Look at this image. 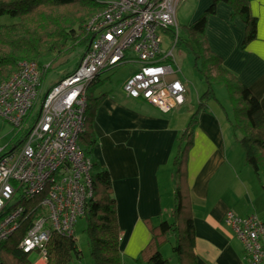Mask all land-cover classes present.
<instances>
[{
    "label": "built area",
    "instance_id": "obj_1",
    "mask_svg": "<svg viewBox=\"0 0 264 264\" xmlns=\"http://www.w3.org/2000/svg\"><path fill=\"white\" fill-rule=\"evenodd\" d=\"M95 1L104 8L89 23L93 34L89 49L43 100L42 73L36 63H23L0 86V117L18 128V134L24 132L20 147H0V245L31 217L19 246L26 253L38 251L44 264L51 236L75 237L77 221L94 198L92 162L79 145L88 87L101 73L135 62L139 69L124 85L129 97L164 113L187 101V86L174 68L177 7L184 0ZM174 28L167 49L165 36ZM39 103V114L29 124L26 119ZM227 222L242 241L248 264H264L263 222L256 215L242 218L232 212Z\"/></svg>",
    "mask_w": 264,
    "mask_h": 264
},
{
    "label": "crops",
    "instance_id": "obj_2",
    "mask_svg": "<svg viewBox=\"0 0 264 264\" xmlns=\"http://www.w3.org/2000/svg\"><path fill=\"white\" fill-rule=\"evenodd\" d=\"M210 4L212 0H199L197 11ZM251 10L258 20L256 40L243 46L244 24L221 3L207 18L206 43L264 110V0H251ZM138 69L137 64L134 72ZM217 99L198 115L187 160L197 264H248L227 215H256L264 224V188L236 140L229 96L228 105ZM188 104L187 95L183 106L164 113L123 90L108 95L97 110L94 156L112 177L124 264H138L152 238L151 228L172 220L177 186L174 159L185 146L180 138L196 111Z\"/></svg>",
    "mask_w": 264,
    "mask_h": 264
},
{
    "label": "trees",
    "instance_id": "obj_3",
    "mask_svg": "<svg viewBox=\"0 0 264 264\" xmlns=\"http://www.w3.org/2000/svg\"><path fill=\"white\" fill-rule=\"evenodd\" d=\"M221 3L228 5L232 16L244 24V47L258 37V20L252 13L251 0H212L204 15L193 24L185 26V34L178 36L177 45L182 44L185 47L183 51L194 57L195 67L205 78L207 89L199 97V105L180 138L181 145L185 146L174 159L177 186L172 220H162L158 226L151 228L152 238L138 256V264H172L171 258H166L163 254V248L168 243L177 264H197L195 226L187 187V160L193 145L198 115L207 108L210 101H218L213 82L224 85L228 91L233 108L231 125L236 140L245 151L247 165L253 169L264 188V110L252 91L224 66L222 58L212 53L206 43L207 18L216 13V8ZM103 8L95 0H0V17L10 16L17 19L15 23L0 26V86L18 72L23 63H36L39 66L44 85L54 63L71 55L77 48L88 50L93 37L88 28L89 23ZM168 33L173 39L174 30L171 29ZM47 59H51L50 66L44 63ZM96 82L87 90L85 125L79 140L82 151L90 158L93 166L94 198L89 201L84 216L87 222L84 233L94 264H124L120 251L121 228L112 177L94 156V149L98 144L94 131L95 116L108 96H96L93 89ZM45 94L42 93V100ZM34 114L36 115L35 111H32L27 117L28 123L35 117ZM23 138L24 135L15 147L22 145ZM31 220L29 217L0 245V264H35L31 255L38 254V251L26 253L19 246L31 226ZM46 251L45 264H73L84 258L77 239L73 236L53 234Z\"/></svg>",
    "mask_w": 264,
    "mask_h": 264
},
{
    "label": "rangeland",
    "instance_id": "obj_4",
    "mask_svg": "<svg viewBox=\"0 0 264 264\" xmlns=\"http://www.w3.org/2000/svg\"><path fill=\"white\" fill-rule=\"evenodd\" d=\"M199 6V0H184L179 3L177 7V23H178V36L181 37L185 33V26L193 24L194 21L201 18L205 11L211 6V4L204 11H197ZM17 22V19H14L10 16H1L0 17V26L6 24H12ZM176 31V28L173 29ZM172 38L170 33L165 36V47L170 49L172 46ZM91 44V42H90ZM89 49V48H88ZM183 47L182 44H178L174 50V57L176 64L174 68L177 71V78L182 80L188 89V109H194L199 105V97L207 89L206 80L203 78L202 74L195 67L194 57L189 55ZM87 50H81L78 48L71 55L63 57L53 64L51 71L47 75L44 83L43 91L46 93L54 84L59 82L65 75L73 72L79 65L83 55ZM51 59L44 60V63L47 66H50ZM137 63H124L110 71H105L98 76L97 82L93 84V89L96 96L102 94L116 95L121 93L124 90V85L129 78L133 76L136 72ZM179 70V71H178ZM92 87V86H91ZM213 90L216 96L223 102L228 105V91L224 85L213 82ZM40 110V105L37 107L35 117H32L29 120V123H34ZM26 132V130H25ZM24 135L22 132L18 136V128L9 124L2 117H0V147L4 148L9 146L7 150L14 148L19 142L20 138ZM249 170L252 172L251 168ZM253 173V172H252ZM258 189H260L259 184L257 183ZM264 202V197H263ZM87 226L85 218H79L75 226V237L77 239L79 248L82 250L84 258L82 261H75L73 264H94V261L90 255L91 249L87 240V237L84 233V230ZM163 254L166 258H171L172 264H177V259L173 255L172 247L168 243L163 248ZM40 255L33 253L31 255L32 262L36 263L39 261Z\"/></svg>",
    "mask_w": 264,
    "mask_h": 264
}]
</instances>
